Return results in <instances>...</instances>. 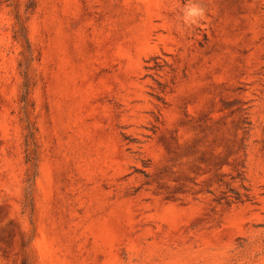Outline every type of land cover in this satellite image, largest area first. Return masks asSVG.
Segmentation results:
<instances>
[{"label":"rangeland","instance_id":"1","mask_svg":"<svg viewBox=\"0 0 264 264\" xmlns=\"http://www.w3.org/2000/svg\"><path fill=\"white\" fill-rule=\"evenodd\" d=\"M0 0V264H264V0Z\"/></svg>","mask_w":264,"mask_h":264},{"label":"clouds","instance_id":"2","mask_svg":"<svg viewBox=\"0 0 264 264\" xmlns=\"http://www.w3.org/2000/svg\"><path fill=\"white\" fill-rule=\"evenodd\" d=\"M204 15V9L198 3L190 0V2L181 9V22L183 26L191 27L197 25Z\"/></svg>","mask_w":264,"mask_h":264}]
</instances>
